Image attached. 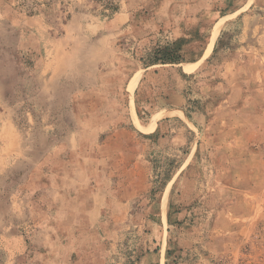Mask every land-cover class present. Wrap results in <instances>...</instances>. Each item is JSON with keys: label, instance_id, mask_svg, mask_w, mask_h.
Listing matches in <instances>:
<instances>
[{"label": "rangeland", "instance_id": "1", "mask_svg": "<svg viewBox=\"0 0 264 264\" xmlns=\"http://www.w3.org/2000/svg\"><path fill=\"white\" fill-rule=\"evenodd\" d=\"M201 1L185 47L147 0H0V264H264V0Z\"/></svg>", "mask_w": 264, "mask_h": 264}, {"label": "crops", "instance_id": "2", "mask_svg": "<svg viewBox=\"0 0 264 264\" xmlns=\"http://www.w3.org/2000/svg\"><path fill=\"white\" fill-rule=\"evenodd\" d=\"M148 3H150L152 5L153 10L155 11L154 12L155 13V20L157 22L158 21L168 22V23H172L173 24L172 26L178 27L176 29V34L177 33L181 34V36H179L178 38L185 39V41H186V44L184 45L185 47L186 46L192 47V45H194V43H197V42H193L191 37H190L193 31H197V27H199L200 23H201L198 21L196 24L197 12H203L202 14H207V12L209 13V12H212V10H213V7H211L209 4H206L205 1L203 2L201 0H147V4ZM203 3H205L206 8L201 10V7H200L199 10H197L198 5L203 4ZM177 7H179L180 9H178ZM176 9L180 11L179 14H176V12H174ZM181 10H182V12H181ZM175 22H176V24L174 25ZM180 30H181V32L179 33ZM204 52H205V46L203 48H200L199 51L196 52L197 54L194 57L191 56L189 61H185V62L178 63V64H172V65L180 66L182 68L183 73L186 74V71L184 70L186 64L197 63L198 59L199 60L203 59V56L205 54ZM153 66H155V65L145 67L144 70H146L150 67H153ZM198 68H199V64L194 66L188 72L193 73ZM169 110H171V109H169ZM180 112L182 113V117L187 118L186 113H184L183 111H180ZM158 125H160V124H157V127H158ZM155 127H156V123H155ZM151 128H152V123L149 124V129H151ZM60 203H61L59 206L60 209H62L63 207L64 208H73V210L76 211V215L70 214L69 217L74 218L73 216L75 215L76 216L75 219H77V218L84 219L86 228H89V227L92 228L95 226V224L99 221V219L101 217L102 210H103L104 205H105L104 200H94L93 198L90 199L89 196H87V198H83V199L81 196L72 197L70 199L65 198V199H63V201H60ZM57 209H58V207H57ZM60 209H58V210H60ZM80 214H82L83 217H81ZM77 230H79V228H70V230H64L65 231L64 233L67 234V237L65 238L66 240L62 239V241L59 243V244H61V247H62V249H60L58 247L59 251H61L63 253V251L71 250V247L74 246L73 235H75L76 232L78 233ZM20 236L23 238L22 235H20ZM54 236L55 235L52 233L45 235L46 243L48 242V245H49L46 253L51 251L52 248H54V246H55L54 243L57 242V240L55 239ZM8 240H9V243L6 247L8 253H10L12 255H18V254L24 253V251H25L24 248H18V249L16 248L15 250H13L12 245H11V242L13 240H15L16 242L17 241L19 242V234L9 235ZM45 248H46V246H45ZM74 249H76V248H74ZM67 259L68 260H64L62 262V264H73V263L74 264H84L82 262V260H78V262L77 261L71 262L69 260V258H67ZM55 261H58V260H55ZM59 263H61V260H59ZM4 264H14V263L13 262H7ZM41 264H54V260L52 262L51 256L46 254V258L42 261Z\"/></svg>", "mask_w": 264, "mask_h": 264}, {"label": "trees", "instance_id": "3", "mask_svg": "<svg viewBox=\"0 0 264 264\" xmlns=\"http://www.w3.org/2000/svg\"><path fill=\"white\" fill-rule=\"evenodd\" d=\"M183 42V45L186 44L185 39L181 38ZM180 43H178V40L175 42H172L171 44H167L164 46H160L157 48H154L152 50V53H150V60L149 65H155L157 63H162V64H178L184 61H188L185 57L182 56L181 53V48H180ZM182 45V46H183ZM139 115V113H138Z\"/></svg>", "mask_w": 264, "mask_h": 264}, {"label": "bare ground", "instance_id": "4", "mask_svg": "<svg viewBox=\"0 0 264 264\" xmlns=\"http://www.w3.org/2000/svg\"><path fill=\"white\" fill-rule=\"evenodd\" d=\"M208 53V50L205 52V54H204V56H203V59L206 57V54ZM202 59V60H203ZM200 62V61H199ZM199 62H197V63H195V64H198ZM195 64H186V66H194ZM137 82H138V77H136V78H134L133 80H132V83H131V86H130V88H131V90H133L135 87H136V85H137ZM134 120H135V122L137 123V124H139L138 123V121H137V119L134 117ZM162 216H164L165 217V204H163V215Z\"/></svg>", "mask_w": 264, "mask_h": 264}]
</instances>
